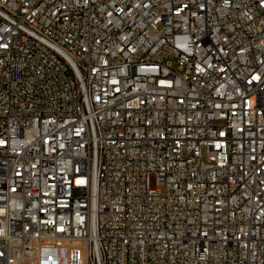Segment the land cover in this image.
<instances>
[{"label":"built area","instance_id":"2783aa9c","mask_svg":"<svg viewBox=\"0 0 264 264\" xmlns=\"http://www.w3.org/2000/svg\"><path fill=\"white\" fill-rule=\"evenodd\" d=\"M0 264H264V0H0Z\"/></svg>","mask_w":264,"mask_h":264},{"label":"rangeland","instance_id":"374dc122","mask_svg":"<svg viewBox=\"0 0 264 264\" xmlns=\"http://www.w3.org/2000/svg\"><path fill=\"white\" fill-rule=\"evenodd\" d=\"M203 161H205V153L203 152ZM151 184H152V186L155 188L156 187V185H155V179L153 178V179H151Z\"/></svg>","mask_w":264,"mask_h":264}]
</instances>
